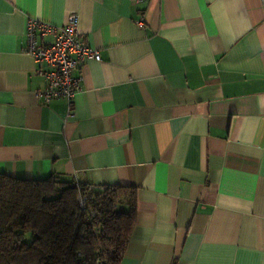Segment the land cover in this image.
Wrapping results in <instances>:
<instances>
[{
	"label": "crops",
	"instance_id": "1",
	"mask_svg": "<svg viewBox=\"0 0 264 264\" xmlns=\"http://www.w3.org/2000/svg\"><path fill=\"white\" fill-rule=\"evenodd\" d=\"M72 14L66 120L25 27ZM0 174L136 188L120 264H264V0H0Z\"/></svg>",
	"mask_w": 264,
	"mask_h": 264
},
{
	"label": "trees",
	"instance_id": "2",
	"mask_svg": "<svg viewBox=\"0 0 264 264\" xmlns=\"http://www.w3.org/2000/svg\"><path fill=\"white\" fill-rule=\"evenodd\" d=\"M136 206L134 187L0 174V264H120Z\"/></svg>",
	"mask_w": 264,
	"mask_h": 264
},
{
	"label": "built area",
	"instance_id": "3",
	"mask_svg": "<svg viewBox=\"0 0 264 264\" xmlns=\"http://www.w3.org/2000/svg\"><path fill=\"white\" fill-rule=\"evenodd\" d=\"M78 22L77 14L70 15L63 26L29 18L25 27L26 51L35 60L36 75L44 80V87L37 89L35 96L42 105L65 100L68 106L66 120L74 117V100L82 91L81 66L91 60H102L100 52L81 37ZM137 26L143 28L144 22L138 21ZM88 190L92 191L93 186ZM83 203L84 200H80L81 206Z\"/></svg>",
	"mask_w": 264,
	"mask_h": 264
},
{
	"label": "rangeland",
	"instance_id": "4",
	"mask_svg": "<svg viewBox=\"0 0 264 264\" xmlns=\"http://www.w3.org/2000/svg\"><path fill=\"white\" fill-rule=\"evenodd\" d=\"M121 211H122L121 207L117 209V212H121Z\"/></svg>",
	"mask_w": 264,
	"mask_h": 264
}]
</instances>
